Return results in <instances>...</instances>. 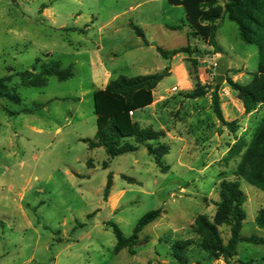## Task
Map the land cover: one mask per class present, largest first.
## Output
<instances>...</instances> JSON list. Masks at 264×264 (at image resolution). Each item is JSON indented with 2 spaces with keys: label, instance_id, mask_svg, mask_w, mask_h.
<instances>
[{
  "label": "rangeland",
  "instance_id": "374dc122",
  "mask_svg": "<svg viewBox=\"0 0 264 264\" xmlns=\"http://www.w3.org/2000/svg\"><path fill=\"white\" fill-rule=\"evenodd\" d=\"M130 23L143 31L149 46ZM217 24L219 53L188 37L183 6L169 0H0V79L11 76L9 86L21 99L20 105L0 100V264H177L173 244L198 241L192 225L198 215L213 218L224 180L237 182L244 195L240 235L264 239V229L255 223L264 194L234 176L264 108L245 115L225 80L247 84L258 51L240 39L234 23ZM187 45L195 50L190 57L195 69L185 54L165 60L156 52ZM220 57L228 68L217 83ZM37 59L71 66L72 77L64 82L51 77L42 88L23 85L19 73L30 71ZM166 68L170 76L152 92H139L132 106L137 109L128 115L104 94L107 83L120 76ZM196 83L208 93L188 99ZM217 85L224 119L237 123L234 133L212 112ZM101 109L114 110L122 128L130 121L163 132L166 172L143 147L113 159L102 148L90 150L81 140H92L104 127L109 115ZM235 144L239 154L230 153ZM108 175L112 182L104 201ZM155 210L162 214L139 234L135 254L116 251L108 223L129 238L138 221ZM219 231L226 243L229 228ZM189 250L188 264H207L194 245ZM235 260L264 264V245L238 244Z\"/></svg>",
  "mask_w": 264,
  "mask_h": 264
},
{
  "label": "trees",
  "instance_id": "16d2710c",
  "mask_svg": "<svg viewBox=\"0 0 264 264\" xmlns=\"http://www.w3.org/2000/svg\"><path fill=\"white\" fill-rule=\"evenodd\" d=\"M173 5H182L185 10V23L190 29L188 37L198 38L212 47L214 51L220 52L215 43V36L218 22L225 19L234 23L239 31L240 39L247 45H252L258 51V66L251 74L250 81L241 85L231 78H226L227 85L235 93L236 99L242 104L245 115L264 108V0H169ZM221 4V5H220ZM46 8L45 6L43 9ZM133 33L141 39L144 46H149L143 31L133 24H129ZM180 29L179 26L171 30ZM156 52L165 60H169L178 54L188 56L192 68L195 69L196 62L190 57L195 50L190 45L172 51H166L156 47ZM238 73V71L236 72ZM21 83L31 88H42L46 80L53 77L58 82L67 81L72 77V67L65 69L60 62L50 61L41 63L37 59L30 71L19 73ZM169 76V69L162 73L126 78L123 76L111 80L104 88V94L114 103V109H121L122 115H128L137 107L136 97L139 92H152L157 85ZM11 76L0 79V100H5L12 105H20L21 99L18 94L9 86ZM211 97L212 112L216 119L232 133L237 131L235 121L227 122L222 114L218 89ZM207 89L199 83L195 84L194 90L186 94L188 99H199L207 95ZM39 106H35L36 109ZM106 112L109 115L104 127H98L94 138L83 139L90 150L102 148L110 159L135 153L140 147L147 150L154 163L162 173L166 172L163 166V157L167 154L168 148L159 141L164 137L163 132L151 128H141L136 123L128 121L126 128H122L117 121L114 110L101 109L99 112ZM28 113L27 110L22 111ZM10 116L18 115L19 112H9ZM99 123V122H98ZM156 142V147L149 143ZM235 144L230 153L239 154ZM91 165V163L89 164ZM234 176L243 179L246 183L258 189L264 194V118L261 120L241 160L235 170ZM112 176L108 175L107 183L103 191V199L106 200L111 187ZM244 195L239 189L237 182L222 181L219 185V201L215 203V214L212 219L205 215H198L192 225V232L198 236L196 243L189 241H178L172 246L171 258L177 264H188L189 247L194 245L201 253L206 255V262L222 260L225 264H254V261L235 260L237 246L240 243L252 245H264V239L256 236L242 237L240 231L246 218L243 210ZM162 214L161 210L150 211L145 214L136 224L132 235L125 238L114 223H108L112 229L116 251L128 249L129 254L134 255V248L138 243V236L142 230ZM257 227L264 229V207L261 208L255 217ZM229 228V239L225 243L221 237L219 228Z\"/></svg>",
  "mask_w": 264,
  "mask_h": 264
},
{
  "label": "water",
  "instance_id": "95a60500",
  "mask_svg": "<svg viewBox=\"0 0 264 264\" xmlns=\"http://www.w3.org/2000/svg\"><path fill=\"white\" fill-rule=\"evenodd\" d=\"M228 68V61L224 57H220L216 62V73L218 75L217 83L223 80L224 74Z\"/></svg>",
  "mask_w": 264,
  "mask_h": 264
},
{
  "label": "crops",
  "instance_id": "0c3cea01",
  "mask_svg": "<svg viewBox=\"0 0 264 264\" xmlns=\"http://www.w3.org/2000/svg\"><path fill=\"white\" fill-rule=\"evenodd\" d=\"M174 59V58H173ZM172 59V60H173ZM172 66V65H171ZM170 72H171V75H172V73H174L175 71H174V68H173V66H172V69L170 70ZM170 76V75H169ZM235 82V81H234ZM166 91V90H165ZM154 93V92H153ZM163 95V94H162ZM162 95H159L158 97H161ZM234 98L236 99V96H235V93H234ZM235 101H238L237 99L235 100ZM239 102V101H238Z\"/></svg>",
  "mask_w": 264,
  "mask_h": 264
}]
</instances>
